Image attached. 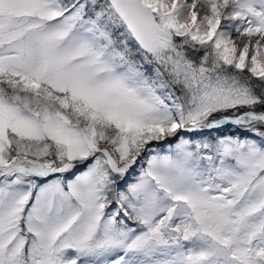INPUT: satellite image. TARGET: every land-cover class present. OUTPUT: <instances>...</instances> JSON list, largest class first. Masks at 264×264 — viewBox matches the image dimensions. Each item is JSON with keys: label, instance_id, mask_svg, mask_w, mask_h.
Instances as JSON below:
<instances>
[{"label": "snow or ice", "instance_id": "1", "mask_svg": "<svg viewBox=\"0 0 264 264\" xmlns=\"http://www.w3.org/2000/svg\"><path fill=\"white\" fill-rule=\"evenodd\" d=\"M0 264H264V0H0Z\"/></svg>", "mask_w": 264, "mask_h": 264}, {"label": "rangeland", "instance_id": "2", "mask_svg": "<svg viewBox=\"0 0 264 264\" xmlns=\"http://www.w3.org/2000/svg\"><path fill=\"white\" fill-rule=\"evenodd\" d=\"M217 134L216 133H204L203 134V137H207V136H216ZM192 138L193 139H200V138H202V136H199V135H197V136H192ZM161 148L163 149V150H166V145H161ZM138 171H139V168L137 167L130 175H129V177H128V179L129 180H132V179H134L135 178V176L138 174ZM69 178H71V177H69Z\"/></svg>", "mask_w": 264, "mask_h": 264}, {"label": "trees", "instance_id": "3", "mask_svg": "<svg viewBox=\"0 0 264 264\" xmlns=\"http://www.w3.org/2000/svg\"><path fill=\"white\" fill-rule=\"evenodd\" d=\"M231 131H232L231 126H229V127L224 128L223 131L220 134L223 135V134L231 132ZM212 133H216V132H212Z\"/></svg>", "mask_w": 264, "mask_h": 264}]
</instances>
